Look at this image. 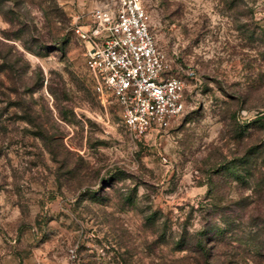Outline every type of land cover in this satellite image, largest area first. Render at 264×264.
<instances>
[{
    "label": "rangeland",
    "instance_id": "obj_1",
    "mask_svg": "<svg viewBox=\"0 0 264 264\" xmlns=\"http://www.w3.org/2000/svg\"><path fill=\"white\" fill-rule=\"evenodd\" d=\"M99 1L0 0V264H199L156 237L255 196L240 153L264 146V0H142L185 105L141 136L72 29ZM250 204L231 244L252 235Z\"/></svg>",
    "mask_w": 264,
    "mask_h": 264
},
{
    "label": "built area",
    "instance_id": "obj_2",
    "mask_svg": "<svg viewBox=\"0 0 264 264\" xmlns=\"http://www.w3.org/2000/svg\"><path fill=\"white\" fill-rule=\"evenodd\" d=\"M72 29L86 43L85 68L97 93L113 95L136 135L160 129L184 109V80L170 71L142 0H101Z\"/></svg>",
    "mask_w": 264,
    "mask_h": 264
},
{
    "label": "trees",
    "instance_id": "obj_3",
    "mask_svg": "<svg viewBox=\"0 0 264 264\" xmlns=\"http://www.w3.org/2000/svg\"><path fill=\"white\" fill-rule=\"evenodd\" d=\"M255 119L264 120V112L258 110ZM260 157L259 163L257 158ZM243 168L245 173L254 174V189L252 196L248 202L227 207L219 205L216 202L213 207H206L201 212L203 223L201 227L192 232H187L180 229L176 233H165L164 230L159 232L156 239L168 246L169 250H188L197 253L195 262L199 264H248V258L245 257L242 250L250 251L253 255H264V146L247 142L241 153ZM259 164L256 166V164ZM254 170L252 172L248 170ZM243 198V197H242ZM245 198V196H244ZM248 203L250 208L248 211L249 224L251 225V236L246 238L243 243L231 244L226 239L227 232L235 227V218L240 214V208L246 207ZM146 219L154 217V211H151L146 216ZM214 228L213 233L209 234L210 227ZM261 234V237H257ZM231 234V232L229 233ZM161 236V237H160ZM240 245H243L241 248ZM224 249V250H223Z\"/></svg>",
    "mask_w": 264,
    "mask_h": 264
}]
</instances>
